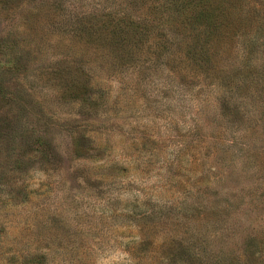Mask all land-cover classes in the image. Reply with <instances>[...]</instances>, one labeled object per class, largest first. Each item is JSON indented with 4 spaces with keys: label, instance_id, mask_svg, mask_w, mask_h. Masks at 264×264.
Returning a JSON list of instances; mask_svg holds the SVG:
<instances>
[{
    "label": "rangeland",
    "instance_id": "obj_1",
    "mask_svg": "<svg viewBox=\"0 0 264 264\" xmlns=\"http://www.w3.org/2000/svg\"><path fill=\"white\" fill-rule=\"evenodd\" d=\"M203 1L0 0V264H264V0Z\"/></svg>",
    "mask_w": 264,
    "mask_h": 264
},
{
    "label": "trees",
    "instance_id": "obj_2",
    "mask_svg": "<svg viewBox=\"0 0 264 264\" xmlns=\"http://www.w3.org/2000/svg\"><path fill=\"white\" fill-rule=\"evenodd\" d=\"M215 1H220L222 3V0H215ZM224 1L227 2V3H231V4H234V2H235V0H224ZM202 4H204V5L202 6ZM199 6H201V9L195 10V12L197 14L196 17H197L198 21H199V18H203V19L205 18L204 21H205V24L208 27V32L207 33L211 32V28L212 29L215 28V30L218 29V23L216 24L215 20H214L217 17V14H229V15L232 14V11H228L225 8L224 5L222 6L223 9L221 11L215 12V10L217 9V6H216V4H214V6H213L212 3L209 0L203 1ZM180 14H182V12H180ZM211 19H213V21ZM124 26H125V24H124ZM127 26H129L130 28H127L126 26L123 27L122 23H118L116 25V27L114 29V33H115V35L117 37L119 36V39L117 38L118 42H121L124 39V37L127 34L128 30H130V32L132 34L138 33V27H137L136 24L133 23V24H129ZM223 31H224V29L222 28L220 32L223 34ZM224 33L228 34L225 31H224Z\"/></svg>",
    "mask_w": 264,
    "mask_h": 264
}]
</instances>
